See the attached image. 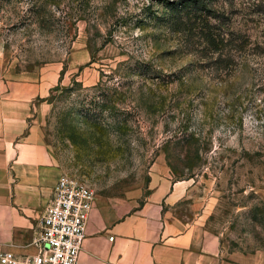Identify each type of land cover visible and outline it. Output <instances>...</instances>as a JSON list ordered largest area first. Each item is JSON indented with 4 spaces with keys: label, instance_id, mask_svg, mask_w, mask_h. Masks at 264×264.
Segmentation results:
<instances>
[{
    "label": "rangeland",
    "instance_id": "374dc122",
    "mask_svg": "<svg viewBox=\"0 0 264 264\" xmlns=\"http://www.w3.org/2000/svg\"><path fill=\"white\" fill-rule=\"evenodd\" d=\"M178 1L0 0V54L41 87L37 146L56 179L95 201L145 195L162 159L226 250L263 252L264 0L211 5L242 38L223 66L162 24Z\"/></svg>",
    "mask_w": 264,
    "mask_h": 264
},
{
    "label": "crops",
    "instance_id": "0c3cea01",
    "mask_svg": "<svg viewBox=\"0 0 264 264\" xmlns=\"http://www.w3.org/2000/svg\"><path fill=\"white\" fill-rule=\"evenodd\" d=\"M41 93L29 72L13 71L0 54V253H35L32 243L59 179L51 154L37 146L36 113L46 107L33 100ZM193 188L174 181L157 159L145 195L95 201L79 264H264V251L225 249L208 226L206 199L191 195Z\"/></svg>",
    "mask_w": 264,
    "mask_h": 264
},
{
    "label": "built area",
    "instance_id": "2783aa9c",
    "mask_svg": "<svg viewBox=\"0 0 264 264\" xmlns=\"http://www.w3.org/2000/svg\"><path fill=\"white\" fill-rule=\"evenodd\" d=\"M94 203L95 197L87 185L61 176L40 219L39 235L32 243L35 253L3 251L0 264H79Z\"/></svg>",
    "mask_w": 264,
    "mask_h": 264
},
{
    "label": "trees",
    "instance_id": "16d2710c",
    "mask_svg": "<svg viewBox=\"0 0 264 264\" xmlns=\"http://www.w3.org/2000/svg\"><path fill=\"white\" fill-rule=\"evenodd\" d=\"M216 0H179L167 3V17L163 25L174 30L187 47L199 53L207 52L218 66L227 64L232 59L230 44L239 42L241 37L222 34L213 21L224 24L222 15L213 10L211 5ZM246 44V41H241ZM212 54V55H211ZM111 101H107L110 103Z\"/></svg>",
    "mask_w": 264,
    "mask_h": 264
}]
</instances>
